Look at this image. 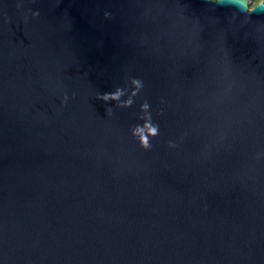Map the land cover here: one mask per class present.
I'll return each mask as SVG.
<instances>
[{"label":"water","instance_id":"water-1","mask_svg":"<svg viewBox=\"0 0 264 264\" xmlns=\"http://www.w3.org/2000/svg\"><path fill=\"white\" fill-rule=\"evenodd\" d=\"M0 264H264V7L0 0Z\"/></svg>","mask_w":264,"mask_h":264},{"label":"clouds","instance_id":"clouds-1","mask_svg":"<svg viewBox=\"0 0 264 264\" xmlns=\"http://www.w3.org/2000/svg\"><path fill=\"white\" fill-rule=\"evenodd\" d=\"M244 2L247 3V10L250 12L255 10V8L257 7H264V0H244ZM120 96H121V92L120 90H117L114 93H104L99 98L107 102L109 100L119 99Z\"/></svg>","mask_w":264,"mask_h":264}]
</instances>
